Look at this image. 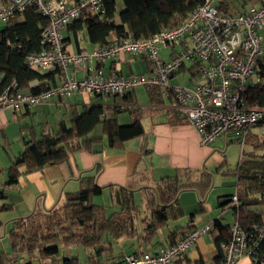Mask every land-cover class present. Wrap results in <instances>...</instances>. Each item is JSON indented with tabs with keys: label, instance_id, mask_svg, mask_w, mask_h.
<instances>
[{
	"label": "crops",
	"instance_id": "0c3cea01",
	"mask_svg": "<svg viewBox=\"0 0 264 264\" xmlns=\"http://www.w3.org/2000/svg\"><path fill=\"white\" fill-rule=\"evenodd\" d=\"M262 1L226 0L222 7L235 13L243 12L247 5L257 6ZM6 2L8 0H0V4ZM118 9L117 6V12ZM115 19L118 21V16ZM4 25L5 23H0V28ZM262 33L264 36V30ZM62 36L65 48L69 52L91 51L99 45L88 40L85 28L73 32L66 26L62 30ZM114 36L115 33L111 31L107 39L112 40ZM159 52L163 58L168 57V48H161ZM96 68L104 76L148 72V64L142 56L128 53L109 59L97 65ZM38 71L49 76L42 80L31 81V86L44 82L52 85L59 81V74L55 69ZM85 75L86 72L83 70L74 71L76 78H83ZM174 79L180 80L174 84L191 85L193 83L187 68L175 73L170 82ZM139 87L142 89L138 92ZM159 90L162 97V102L159 104L151 102L145 86H138L121 96L74 93L63 100L55 99L15 112L8 109L0 110V148H2L0 150V189L4 187L10 164L17 155L24 152L25 141L30 139L31 132L37 139L43 131L55 132L60 121L69 125L72 113H79L86 106H102L103 118L115 119L119 124H129L139 117L144 130L143 137L127 140L123 148L115 149L106 145L107 138L103 133L102 123H99L88 137L100 140L93 142L90 149L77 150L71 153L64 163L44 166L31 172H24L25 167L20 166L21 174L17 182L4 187L6 196L2 202L10 205V210L0 212L2 222L0 255L6 254L5 257H0V264H7V261L13 258V255L8 254L11 249L8 230L12 219H26L33 213H46L63 205L65 194L77 191L80 188V179L92 174L95 176V183L102 187L101 193L93 196L92 201L103 205L107 214L119 210V207L113 204L111 187L121 186L133 190L135 201L140 204L141 189L154 188L164 177L173 176L179 170L203 171L211 174L212 177L211 186L204 196H200L193 188L179 191L177 201L181 215L170 219L158 228L156 235L148 244H141L133 236L110 238L108 241L111 242L114 253L122 254V257L115 260L114 264H124L122 258L137 251L156 252L160 247L174 242L190 228L199 227L208 221L213 222L218 219L223 226L227 227L235 221L233 211L229 207L230 200L226 201L235 193V176L233 175V180L230 181H226L224 177L232 176L229 171L235 169L242 158L239 157L234 168L226 167L229 147L234 141L239 143L237 134L228 133L208 145H200L195 129L175 108L172 96L161 87ZM23 91L29 92L25 89ZM140 92L145 97L143 103L139 102ZM53 112L61 115L54 122L46 121L45 124L40 123L39 127L31 122L30 118L33 116L43 115L47 119ZM243 146L240 145L241 150ZM215 176L223 177L219 178L218 184H215ZM228 184L232 186V189H229ZM227 232L228 228L227 231H221L213 227L211 232L199 237L173 264H216L219 259V244L228 237ZM217 240H219L218 243ZM73 246L76 245L61 246L55 260H59L58 263L61 264L60 259L63 256L78 255ZM85 251L88 252L87 249ZM20 258L22 262L29 261L26 255H21ZM106 263L110 264L111 261L106 260ZM32 264H53V262L50 258H44L39 261L32 260ZM241 264H248V261L243 259Z\"/></svg>",
	"mask_w": 264,
	"mask_h": 264
},
{
	"label": "trees",
	"instance_id": "16d2710c",
	"mask_svg": "<svg viewBox=\"0 0 264 264\" xmlns=\"http://www.w3.org/2000/svg\"><path fill=\"white\" fill-rule=\"evenodd\" d=\"M116 1L102 0L101 13L82 9L67 27L73 32L85 28L91 43L104 45L110 42L107 37L111 31L118 38H138L174 27L198 3L196 0H120L123 8L117 12ZM47 25L48 17L39 13L34 6H28L0 28V91L13 79L20 89L33 93L50 85L44 82L31 86V81L42 80L49 75L28 67L24 61L27 54L41 49L40 33ZM262 61L264 65V58ZM51 78L53 80L52 74ZM145 87L151 102H162L158 86ZM246 98L248 105L264 110L263 87H249ZM103 114L102 106L90 105L79 113L73 112L69 125L60 121L55 132L43 131L39 139L31 132L30 139L25 141L24 152L14 158L7 170L4 187L17 182L21 174L20 166L25 167L24 172H31L44 166L64 163L77 150L90 149L93 142L100 140L88 137L99 123H102L107 138L106 145L111 148L121 149L127 140L144 136L139 117L129 124H119L115 119L103 118ZM263 124L264 119L256 125ZM245 144L249 146L246 156L239 160L235 169L229 171L235 176L238 200L237 205L229 207L235 220L244 229H249L251 224L264 218V138L247 136ZM211 180V174L203 171L179 170L173 176L164 177L154 188L141 189L140 204L136 203L133 190L121 186L111 187L113 204L119 210L107 214L103 205L92 201L93 196L101 193L102 187L95 183L93 174L84 176L80 179L77 191L65 194L63 205L46 213H33L26 219L15 218L10 221L8 237L11 249L8 254L13 255L12 259L15 260L26 255L29 261L23 264H32V260L44 258L59 264L55 256L61 246L80 245L88 250L86 259L81 261L77 256H63L61 264H107L106 260L114 264L122 254L114 253L108 241L110 238L133 236L141 244H148L158 228L181 215L177 201L179 191L193 188L200 196H204L211 186ZM4 187L0 189V212L10 210V205L2 202L6 196ZM213 227L221 231H227L228 228L218 219L213 221ZM139 252L142 251L135 253ZM3 256L6 254L0 255Z\"/></svg>",
	"mask_w": 264,
	"mask_h": 264
},
{
	"label": "built area",
	"instance_id": "2783aa9c",
	"mask_svg": "<svg viewBox=\"0 0 264 264\" xmlns=\"http://www.w3.org/2000/svg\"><path fill=\"white\" fill-rule=\"evenodd\" d=\"M197 6L176 26L164 28L145 37L118 38L97 45L91 51L69 52L62 30L81 10L103 12L102 0H8L0 4V23H6L28 6L48 17L40 33L41 49L25 56L33 69H57L59 81L33 93L21 90L13 79L0 91V110L19 111L52 100H63L74 93L123 95L138 86L163 88L173 98L175 108L195 129L200 145H208L228 133H236L245 144L247 131L264 119V110L247 104L249 87L264 88V0L257 6L247 5L243 12L222 7L226 0H196ZM168 48V57L160 55ZM122 53L142 56L148 72L104 76L96 66ZM187 68L191 85L172 84L171 77ZM71 69V71H70ZM86 75L76 78L74 71ZM236 194L230 205H237ZM213 222L185 231L168 246L156 252L125 255L124 264H173L196 240L211 232ZM216 264H264V218L244 229L235 220L228 227V237L219 244ZM7 264H23L9 259ZM209 264V263H206Z\"/></svg>",
	"mask_w": 264,
	"mask_h": 264
},
{
	"label": "rangeland",
	"instance_id": "374dc122",
	"mask_svg": "<svg viewBox=\"0 0 264 264\" xmlns=\"http://www.w3.org/2000/svg\"><path fill=\"white\" fill-rule=\"evenodd\" d=\"M116 4L119 7L118 10L123 8V4H122V2L120 0H117ZM178 81H180V80L179 79L178 80L174 79L171 82H172V84H174V83H178ZM141 89L142 88H140V87L137 88L138 92ZM143 101H145V97H144V94H141V92H140L139 93V102L143 103ZM60 116L61 115L59 113L53 112V113H51V115L47 119L43 115L42 116H38V117L33 116L30 119H31V122L33 123V125H35L36 127H39L40 123L45 124L46 121H48L49 123L50 122H54ZM247 136L252 137L253 139H255L256 137L264 138V124L263 125H254V126H252L247 131ZM229 148L230 149H229V151L227 153L228 161L226 163V165H227L226 167L234 168L235 165H236V162L239 160V157H243L244 158L246 156V152L249 150V147H248L247 144H244L243 149H242L243 151H242L240 149V144L236 143V141H234ZM1 149L2 148H0V150ZM259 153H262V151H259ZM215 177H216L214 179L215 180V184H218L217 182H218L219 178H223V177H220V176H215ZM224 179H226V181L227 180L228 181L233 180V175L230 178H228V176H226V177H224ZM228 187H229V189H232V186H230V184H228ZM73 247H74L73 249H74L75 253L78 254L76 256H79L80 260H82V261L85 260L86 256H87L85 254L86 248H84L83 246H80V245H76V246H73Z\"/></svg>",
	"mask_w": 264,
	"mask_h": 264
},
{
	"label": "water",
	"instance_id": "95a60500",
	"mask_svg": "<svg viewBox=\"0 0 264 264\" xmlns=\"http://www.w3.org/2000/svg\"><path fill=\"white\" fill-rule=\"evenodd\" d=\"M230 199H227L226 201H229Z\"/></svg>",
	"mask_w": 264,
	"mask_h": 264
}]
</instances>
